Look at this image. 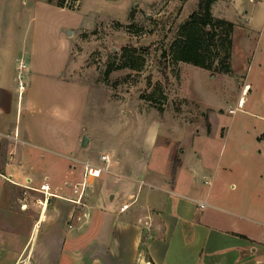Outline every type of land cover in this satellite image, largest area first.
<instances>
[{"label":"rangeland","instance_id":"1","mask_svg":"<svg viewBox=\"0 0 264 264\" xmlns=\"http://www.w3.org/2000/svg\"><path fill=\"white\" fill-rule=\"evenodd\" d=\"M197 8L198 0H0V88L19 102L18 115L6 116L22 128L0 146L13 171L0 169V264H96L65 252L79 248L99 200L110 211L104 181L127 175L110 162L122 165L126 149L148 158L157 140L155 164L172 151L175 176L182 153L195 151L209 166L202 184L224 208L243 202L250 224L262 221L264 0L215 5L214 17L234 26L218 30L209 69L173 54ZM88 165L103 170L99 180H89Z\"/></svg>","mask_w":264,"mask_h":264},{"label":"crops","instance_id":"2","mask_svg":"<svg viewBox=\"0 0 264 264\" xmlns=\"http://www.w3.org/2000/svg\"><path fill=\"white\" fill-rule=\"evenodd\" d=\"M18 105L11 89L0 88V146L9 132L18 136L22 132L13 120ZM8 114L13 117L7 118ZM157 146L158 140L148 158L145 151L136 157L126 149L125 161L118 160L122 165L110 162L127 173L110 172L114 176L104 181L112 200L110 211L104 212L105 202L99 200L97 211H89L90 221L85 219L89 225L79 248L70 247L65 253L96 264H264V213H257L262 221L251 220L256 222L251 225L247 204L234 202L232 209L224 208L228 206L220 193L202 184L200 174L209 166L201 155L182 153L181 166L173 176L172 151L162 158L165 166L153 162ZM2 155L0 147V169L13 173L9 156ZM125 205L130 208L121 212ZM84 217L89 218L87 210ZM65 238L72 241L69 235Z\"/></svg>","mask_w":264,"mask_h":264},{"label":"trees","instance_id":"3","mask_svg":"<svg viewBox=\"0 0 264 264\" xmlns=\"http://www.w3.org/2000/svg\"><path fill=\"white\" fill-rule=\"evenodd\" d=\"M219 0H198L197 11L191 16L188 26L185 28L184 36L173 46L174 58L183 63L203 69H209L206 61L210 49H219L218 30L228 27L231 30L234 24L216 19L213 15V6ZM230 35L227 34V39ZM230 43V42H229ZM207 45V46H206ZM218 53L216 54V57ZM229 59V56H227ZM228 67L226 66V70ZM181 166V161L178 168Z\"/></svg>","mask_w":264,"mask_h":264},{"label":"built area","instance_id":"4","mask_svg":"<svg viewBox=\"0 0 264 264\" xmlns=\"http://www.w3.org/2000/svg\"><path fill=\"white\" fill-rule=\"evenodd\" d=\"M102 160L104 162H107L109 163L110 162V159L108 156H104L102 158ZM87 172H89V180L90 178L94 177V178H99L101 176V173L103 170L99 169V170H95L91 165H88L87 168H86ZM97 172L98 175H97ZM88 175L87 177L84 179V182L83 183H80L78 186L75 187L76 191L79 189V187H81L83 189L82 192H85V189L87 187V184H88ZM47 188L49 187H46V186H43V190L44 192L47 191ZM202 208H205V205H201ZM130 208V205H125L124 207L121 208V212H125L126 210H128Z\"/></svg>","mask_w":264,"mask_h":264},{"label":"water","instance_id":"5","mask_svg":"<svg viewBox=\"0 0 264 264\" xmlns=\"http://www.w3.org/2000/svg\"><path fill=\"white\" fill-rule=\"evenodd\" d=\"M88 138L85 137L84 140H83V147H86L88 145Z\"/></svg>","mask_w":264,"mask_h":264},{"label":"flooded vegetation","instance_id":"6","mask_svg":"<svg viewBox=\"0 0 264 264\" xmlns=\"http://www.w3.org/2000/svg\"><path fill=\"white\" fill-rule=\"evenodd\" d=\"M42 194H45V192H42Z\"/></svg>","mask_w":264,"mask_h":264},{"label":"bare ground","instance_id":"7","mask_svg":"<svg viewBox=\"0 0 264 264\" xmlns=\"http://www.w3.org/2000/svg\"><path fill=\"white\" fill-rule=\"evenodd\" d=\"M99 172H97V175H98Z\"/></svg>","mask_w":264,"mask_h":264}]
</instances>
